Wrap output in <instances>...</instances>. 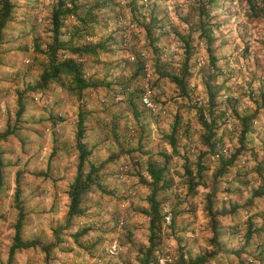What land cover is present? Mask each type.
Returning a JSON list of instances; mask_svg holds the SVG:
<instances>
[{"label": "rangeland", "instance_id": "rangeland-1", "mask_svg": "<svg viewBox=\"0 0 264 264\" xmlns=\"http://www.w3.org/2000/svg\"><path fill=\"white\" fill-rule=\"evenodd\" d=\"M195 1L108 0L97 10V21L91 25L93 31L80 40L108 44L97 57H83L86 76L96 79L98 87L84 91L81 100L56 82L30 94L22 115L23 140L12 135L1 143L4 160L9 164L0 191V264L6 263L16 218L13 206L16 171L23 173L22 198L32 218L31 224L25 225V236L52 240V227L63 223L68 187L76 172L75 132L80 105L87 111L84 140L91 149L88 161L95 164L104 161L100 181L105 191L95 189L89 195L86 214L76 217L74 226L64 231L66 240L62 248H57L48 260L43 251L30 248L16 254L15 264H139L138 248L148 245L149 236L148 216L142 211L148 207L147 196L151 191L146 165L150 160L165 161L164 153L170 156L171 182L159 192V198L164 216H174L175 226L171 230L168 226L171 218L169 222L164 218L160 248L155 255H169L172 261L167 264H175L179 246L183 245L192 255L206 246L209 231L203 207L210 175L218 167L219 158H227L238 146L242 129L234 110L240 115L251 113L259 105V92L264 90V17L254 15L245 0H216L210 8L213 47L220 69L215 83L222 85L216 100L225 116L219 121L217 150L206 153L201 161L206 167L205 184L197 186L196 193L191 194L185 160L194 168L199 154L207 151L200 141L197 107L207 97L202 71L207 68L208 57L206 45L194 26L198 17L192 9ZM53 4L54 0H18L19 7L27 6L28 10H18V20L7 30L8 40L0 58V132L8 120L14 121L16 92L35 81L47 60L36 44L44 50L50 41ZM152 16H156V23ZM74 25L78 23L72 16L64 21V39ZM188 35L193 54L185 96L168 77L159 75L157 66L179 72L184 59L181 36ZM139 60L142 65L147 63V70L142 66L140 76L133 77L135 62ZM147 87L152 91L155 111L140 101ZM136 90L140 94L134 112L129 95ZM229 97L238 102L228 103ZM51 114L57 115L55 123ZM176 115L181 117L186 130L178 142V154L172 152L164 138ZM245 145L246 150L235 160V166L221 177L218 198L225 203L233 200L244 204L259 184L255 169L263 157L264 112L253 121ZM124 166L127 169L122 171ZM245 181L247 184H243ZM225 187L231 193L224 194ZM249 217L256 230L246 244ZM222 220V239L228 252L220 253L209 264H264V199L255 198L254 206L241 207L236 215H226ZM84 226L90 230L81 238L83 246H79L68 233ZM114 240L121 250L108 257L104 247Z\"/></svg>", "mask_w": 264, "mask_h": 264}, {"label": "trees", "instance_id": "trees-1", "mask_svg": "<svg viewBox=\"0 0 264 264\" xmlns=\"http://www.w3.org/2000/svg\"><path fill=\"white\" fill-rule=\"evenodd\" d=\"M108 0H54L53 8L50 14V31L51 37L45 45V49L40 50L46 55L47 60L44 61L40 72L34 82L26 83L25 88L16 92L17 109L15 111L14 121L8 120L5 128L0 132V191L5 183L6 165L9 164L4 160V150L1 143L7 141L10 136H16L18 139L23 140L22 132L24 130L22 115L26 111L29 104V97L32 93L41 92L47 89L51 82H56L60 86L68 90L71 96L77 100H81L84 96V91L87 89H95L98 87L99 82L96 79L86 76L85 61L83 57H97L100 50L108 48L107 42L97 41L95 43L80 40L85 39L93 29L91 25L97 21V10L101 8ZM216 0H196L192 6L193 11L197 14L195 21V28L199 31L198 37L204 41L206 45V52L208 57V64L206 70L202 71V78L204 89L206 93V101L203 105L197 107L198 119L201 125L200 141L206 146L207 151L199 154V158L195 167L192 168L189 161L185 160V173L189 193H196V187L205 184L204 172L206 167L202 163V158L206 153L213 154L217 150L218 139L217 130L219 128V121L225 116V112L219 108L216 100L222 85H217L215 80L220 72L217 67V58L214 53V36L212 34L213 23L210 21V8L215 4ZM249 9L254 12V15L264 17V0H245ZM259 2V3H258ZM261 2V4H260ZM258 3V4H257ZM28 10V7H19L18 0H0V58L3 54V45L8 40L7 30L18 19V10ZM192 12V10H191ZM188 13V16L191 15ZM72 16L78 23L74 25L73 29L69 31L67 39L63 38L62 27L64 21ZM188 18L184 17L183 20L187 21ZM152 20L156 23V16H152ZM148 34L151 35V30L148 29ZM184 45V59L181 64L179 72H168L161 67L157 66L160 76L168 77L181 91L183 95L188 94V80L191 76V58L193 46L191 44V37L181 36ZM154 38H151L153 41ZM154 50L157 51L156 48ZM159 62V61H157ZM136 71L133 77L140 76L142 70V61L135 62ZM158 64V63H157ZM109 84V83H108ZM144 90L142 91V93ZM141 93V94H142ZM140 91L136 90L129 95V102L136 110V98L139 96ZM259 105L254 108L251 113L240 115L237 110H234L236 116L241 121V132L239 136L238 146L227 157L221 156L219 158V165L215 171L210 175V183L208 191L205 195V205L203 207L205 216L208 218L207 229L209 236L206 238V246L200 252L192 255L185 249L183 245L177 249L175 264H209L213 259L217 258L219 254L228 252L227 245L224 243L222 237L224 234L223 220L226 215H236L239 208L254 206V199H264V147L263 157L258 161L256 172L259 175V184L251 191V197L248 198L244 204L236 201L229 200V203L220 201L218 194L221 192L219 189L220 180L230 168L235 166V160L242 155L246 150L245 138L251 131L253 121L258 117L261 112H264V90L259 92ZM228 103L238 100L235 98H226ZM87 111L80 105L77 113L76 132H75V147L77 150V165L76 172L73 180L69 184L67 196L68 205L64 215V221L55 227H52V240H44L40 236L27 237L24 233L26 224H31L32 218L30 212L22 198V171L15 173V188L13 192V206L16 210V218L12 223L13 235L11 243L8 247L7 259L5 264H15L16 254L25 249H40L44 253V258L48 260L57 248H62V243L65 242L64 231H68L74 226L76 217L83 216L88 210L87 201L89 195L99 189L104 192L100 177L104 169V161L100 164H95L88 161L91 155V149L86 143L85 139V120ZM57 116V115H56ZM50 115L53 123L56 122L57 117ZM186 132L181 117L176 115L168 133L164 138L171 146L172 152L178 154L177 145L182 135ZM165 161L159 162L157 160H150L146 165V172L149 176L148 184L150 185V193L147 196L148 207L142 211L148 216V245L146 247L138 248V262L139 264H151L156 260L155 251L160 248V240L162 239V227L164 220V213L162 211V201L159 198V192L165 190L171 182V174L169 172L168 161L170 156L164 153ZM112 157H109V160ZM141 180L146 182L145 178L141 176ZM247 184V182H243ZM240 191V188H238ZM224 194L231 193L230 189L225 187ZM248 229L245 234L246 244L250 240L254 230L252 218H248ZM168 226L171 230L174 229L175 219L172 216ZM89 226H84L75 231H69V236L72 241L79 246L81 238L88 233ZM236 255L240 251H233Z\"/></svg>", "mask_w": 264, "mask_h": 264}, {"label": "built area", "instance_id": "built-area-1", "mask_svg": "<svg viewBox=\"0 0 264 264\" xmlns=\"http://www.w3.org/2000/svg\"><path fill=\"white\" fill-rule=\"evenodd\" d=\"M131 25V24H130ZM144 55V54H142ZM147 63H144V69L145 71L147 70ZM149 73L147 72V75ZM152 91L147 87L145 88L144 92L140 95V101L141 103L146 106L149 110L151 111H155V103L153 102L152 98H151V93ZM127 169L126 166H124L122 168V171H125ZM123 176V175H122ZM164 218L169 222L171 216L170 215H166L164 216ZM123 221L120 220V224H122ZM121 250V247L119 246L118 242L116 240L111 241L110 243H108L107 245H105L104 247V253L108 256V257H113L115 255H117ZM172 261L171 258L169 257V255L166 254H157L156 255V260L154 261V264H167L168 262Z\"/></svg>", "mask_w": 264, "mask_h": 264}]
</instances>
